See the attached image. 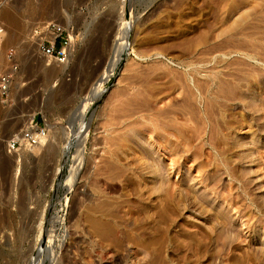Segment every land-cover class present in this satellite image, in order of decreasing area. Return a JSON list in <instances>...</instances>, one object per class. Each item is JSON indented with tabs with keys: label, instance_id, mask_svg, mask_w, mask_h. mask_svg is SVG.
<instances>
[{
	"label": "rangeland",
	"instance_id": "rangeland-1",
	"mask_svg": "<svg viewBox=\"0 0 264 264\" xmlns=\"http://www.w3.org/2000/svg\"><path fill=\"white\" fill-rule=\"evenodd\" d=\"M48 21L66 64L37 53ZM12 62L0 264H264V0H0ZM31 117L46 137L7 151Z\"/></svg>",
	"mask_w": 264,
	"mask_h": 264
},
{
	"label": "built area",
	"instance_id": "built-area-1",
	"mask_svg": "<svg viewBox=\"0 0 264 264\" xmlns=\"http://www.w3.org/2000/svg\"><path fill=\"white\" fill-rule=\"evenodd\" d=\"M36 50L39 55L49 61L66 64L69 62L72 52L73 34L63 24L57 21H48L37 26L33 30ZM12 55V51L9 52ZM17 64L12 62L10 66L0 74V95L8 96L13 75ZM46 137L45 125H41L35 117L27 120L19 133L13 134L7 141V151H16L21 147L32 148Z\"/></svg>",
	"mask_w": 264,
	"mask_h": 264
},
{
	"label": "bare ground",
	"instance_id": "bare-ground-1",
	"mask_svg": "<svg viewBox=\"0 0 264 264\" xmlns=\"http://www.w3.org/2000/svg\"><path fill=\"white\" fill-rule=\"evenodd\" d=\"M128 35H129V29H127L126 27L120 26L119 27V33H118V35H117V37H116V39L114 41V44H113V53H112V57H111V59L109 61V66H108L107 70L101 75V77L99 78L98 82L94 86V88H93V90L91 92V95L88 98L90 101L92 100L91 97L93 98V101L98 100L101 97V95L104 93V91L103 92H98V90L96 89V87L98 88L97 85L100 82L107 80L108 76L111 75V73H108V71L111 72L112 69H113V67L116 66L118 64V62L120 61L122 52H124L127 49V47H125L123 45V41H125V39H126V37ZM72 47H73V45H72ZM100 91H101V89H100ZM85 103H86L85 101H82V103H81V105H82V113H83L82 114V117H81V121L85 119V116L87 114L86 112L88 110V107L85 108ZM91 110L92 109H90L88 111V115L86 116V119H87V125H86V127L89 124ZM78 126H79V124H78ZM41 141H42V139H41ZM39 144H37V145H39ZM37 145H35V146H37ZM35 146H33V147H35Z\"/></svg>",
	"mask_w": 264,
	"mask_h": 264
},
{
	"label": "water",
	"instance_id": "water-1",
	"mask_svg": "<svg viewBox=\"0 0 264 264\" xmlns=\"http://www.w3.org/2000/svg\"><path fill=\"white\" fill-rule=\"evenodd\" d=\"M81 101H82V100H81ZM81 101L79 102L78 106L76 107V110L73 112L74 115L76 114L77 110L79 109V106H80V104H81Z\"/></svg>",
	"mask_w": 264,
	"mask_h": 264
}]
</instances>
